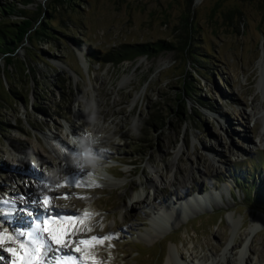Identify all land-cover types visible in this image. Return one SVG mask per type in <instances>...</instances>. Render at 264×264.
I'll return each instance as SVG.
<instances>
[{
	"label": "rangeland",
	"instance_id": "rangeland-1",
	"mask_svg": "<svg viewBox=\"0 0 264 264\" xmlns=\"http://www.w3.org/2000/svg\"><path fill=\"white\" fill-rule=\"evenodd\" d=\"M2 1L23 11L11 20L31 17L33 28L45 22L47 35L25 38L11 65L0 58V232L19 231L18 216L36 222L35 211L7 205L12 196L23 198V187L39 196L35 174L54 186L67 178L94 180L98 187L58 188L59 197L87 199H56L54 205L75 216L93 213L88 239L112 237L80 246L85 261L78 264H164L174 249L183 263L209 264L230 245L232 259L264 264V224L250 230L264 217L251 198L255 187L264 190V0ZM230 10L232 17H224ZM185 18L192 28L188 53L178 42ZM156 40L175 47L118 65L102 61L114 46ZM183 82L190 87V115L179 119ZM96 123L105 129L101 169L79 167L85 171L80 177L71 172L58 180L55 173L77 168V160L62 159L50 147L64 144L79 156L75 138L92 134ZM178 150L173 172L178 182L187 178L182 198L221 196L164 225L150 241L144 236L148 208L137 197L152 194L145 179L165 174ZM162 188L158 202L166 203L173 188ZM5 247L0 256L11 255Z\"/></svg>",
	"mask_w": 264,
	"mask_h": 264
},
{
	"label": "bare ground",
	"instance_id": "bare-ground-1",
	"mask_svg": "<svg viewBox=\"0 0 264 264\" xmlns=\"http://www.w3.org/2000/svg\"><path fill=\"white\" fill-rule=\"evenodd\" d=\"M98 114H101L98 112ZM258 114V113H257ZM81 114H79L80 116ZM99 123H96L95 125L91 126V132L92 135L95 137H99V135L105 130L102 126H98ZM264 137V136H263ZM108 137L105 136L103 139L108 141ZM83 140V137H77L75 138L76 143L81 144V141ZM102 138L99 137V144L94 147V151L96 152V155L102 159L104 157L105 151H101V149L104 150V147L102 146L103 142H101ZM260 144L263 142V139H260ZM52 152L56 153L57 156H60L62 159L66 158L69 160L76 161L78 159V155L74 153V150L69 149L68 146L58 144L54 147H50ZM180 154V150L175 153L174 159L169 164L168 169H166L165 174L161 171H156L154 174H152L149 178L145 179V183L152 189V194L150 196H143L139 195L138 203L140 207H147L148 213H149V222L150 227L149 229H146L144 232V236H147L150 241H153L156 236V233H158V229L161 230L160 232H163L164 225H172L173 222L180 221V219L183 216H187L188 214H193L196 212L197 209L202 208L203 204H206L208 202H211L214 196H218L220 198L221 193H206L205 195H195L189 198H182L180 195V192L183 190L184 186L187 183V178H183L181 182H178L174 176L173 169H176L177 171V161ZM20 156V155H19ZM59 157V158H60ZM24 159V155L20 156V159ZM60 158V159H61ZM46 161V160H43ZM102 162V161H101ZM48 164V160L46 162ZM64 163V162H63ZM50 164V163H49ZM77 164V163H76ZM64 165V164H62ZM73 167H70V165H67L66 167L60 168L54 175L58 180H61L62 176H66L69 173H73L74 176L80 177L82 173H85V171L80 170L79 167L72 169ZM170 172L171 177L167 179L166 173ZM108 173V172H107ZM109 175L113 176L112 174L108 173ZM169 174V173H168ZM35 185L36 190L38 189L39 196L35 195L34 193H31L29 189L26 187H23L21 189L22 197L23 198H17L12 196L9 198L7 205L22 210V208L27 210H33L35 211V216L39 217L40 219L37 220L35 223H30L27 221H24L21 216L17 217L16 222H14L15 226L19 228V231H30L35 227V224L37 222H42L43 218L45 216L51 215L53 218H55L57 215H65V216H73L78 217L75 215H72L68 210L66 209H57L54 205L56 204V199L52 201V204L50 205V211L45 212L44 207L41 203H39L40 200L45 195H48L50 197H59V189H56L54 185L52 184V181L50 179H44L41 178L38 174H35ZM107 180V179H106ZM92 181V180H91ZM83 182V181H82ZM112 182V181H111ZM52 187H49V186ZM118 184L113 183L112 186H117ZM169 185L173 188L172 198L170 200L165 202H158V200L163 198L164 193L162 192V186ZM76 190H82L81 188L75 187ZM34 201H37V203H34ZM62 202L64 204H69L72 202V200H66ZM151 204V206H150ZM15 212V211H14ZM260 224H264V217H258L256 220H253L250 225V230H256L257 226H260ZM67 227V225H65ZM73 227H76L79 229L74 235H69L67 237H64L65 239L71 240V241H80V240H88V238L91 236L88 231L89 226L86 223V221L83 224H77ZM71 231V230H69ZM27 238V237H25ZM239 243V242H238ZM7 247L13 246V245H5ZM227 246L224 249V252L222 253V256L220 257H213L210 259L209 264H237L240 262V264H252V259L249 257L246 259H242L238 257V259H232L230 256H227L228 253H231V250L233 247ZM55 247V246H54ZM76 245H70L68 248L62 249L59 253H48V257L51 258L54 255H60L63 257L64 255H70L73 257L72 260L67 261L72 264H75L81 261H85V259H81L80 256H78V252L75 251ZM231 249V250H230ZM177 253V250H176ZM4 259H0V264H12L13 257L11 255H2ZM239 261V262H238ZM258 261V260H257ZM237 262V263H236ZM43 264V262H41ZM65 264V262H64ZM164 264H186L181 261H179L175 256V249L169 250L167 257L165 259Z\"/></svg>",
	"mask_w": 264,
	"mask_h": 264
},
{
	"label": "snow or ice",
	"instance_id": "snow-or-ice-1",
	"mask_svg": "<svg viewBox=\"0 0 264 264\" xmlns=\"http://www.w3.org/2000/svg\"><path fill=\"white\" fill-rule=\"evenodd\" d=\"M77 167H79L77 165ZM98 187L99 185L95 184V181L91 182H82L74 178H67L65 182L58 183L54 187L56 189L63 187H78V188H90ZM49 187H52L51 185ZM87 199L85 196H72V195H63L60 197H50L45 195L42 200L39 201L44 207L45 212L50 211V205L54 199ZM37 203V201H34ZM31 215V213H30ZM93 213L85 210L81 216H65L57 215L53 218L51 215L45 216L42 222H37L35 227L30 231H14L12 234H9L8 230L5 229L3 232H0V246L4 245H16V247H5L4 251L11 254L13 257L12 264H63V262L70 261L73 259L70 255H54L49 258L48 253H59L62 249L68 248L70 245H76L75 251H81L80 246L95 247L96 245H103L106 241L112 239L111 236L97 237L92 236L88 240L80 241H71L65 239L69 235H74L78 228L73 227L77 224H83L85 221L91 219ZM40 218L37 217V220ZM67 225V227H65ZM71 230V231H69ZM91 231V228L88 229ZM27 237L26 239H24ZM55 246V247H54ZM111 247V244L108 245ZM0 259H4L3 256H0ZM94 259V258H93Z\"/></svg>",
	"mask_w": 264,
	"mask_h": 264
},
{
	"label": "trees",
	"instance_id": "trees-1",
	"mask_svg": "<svg viewBox=\"0 0 264 264\" xmlns=\"http://www.w3.org/2000/svg\"><path fill=\"white\" fill-rule=\"evenodd\" d=\"M30 1L31 0H25L26 3H29ZM53 1L57 4H62L64 0ZM233 11L235 10H230L229 12L224 13V17H228L229 15L232 17ZM237 13L241 14L239 11ZM22 15L23 11L17 9L12 2H0V58L4 60L7 66L18 60V57L16 56L17 50L25 38L31 39L33 37L47 35L45 30H43L46 29L45 22H41L39 26L33 28V18L31 17L22 20H11L12 17H21ZM187 20V18L183 20L184 23L186 22L183 27L184 35L181 40H178L179 43L183 44L181 51H185L186 53L189 52L186 46L191 38L190 32L192 30L191 26L187 24ZM174 47L173 43L164 40L131 44L124 43L114 46L106 51L102 56V61L118 65L126 60H132L139 55L153 56L163 50H171ZM27 70L28 67L23 68L24 72ZM188 89H190L189 85L183 82L181 90L177 95V109L175 114L179 119H185L190 115L186 100L189 96ZM156 120H158V118L155 119V121ZM147 124L149 125L150 123L148 122ZM237 180L240 181V177H238ZM251 198L252 200H257L258 205L264 209V190L262 188L255 187Z\"/></svg>",
	"mask_w": 264,
	"mask_h": 264
},
{
	"label": "clouds",
	"instance_id": "clouds-1",
	"mask_svg": "<svg viewBox=\"0 0 264 264\" xmlns=\"http://www.w3.org/2000/svg\"><path fill=\"white\" fill-rule=\"evenodd\" d=\"M99 144V137L87 134L79 145V157L76 161L80 168H90L93 171L101 169V159L96 155L94 147ZM101 151H104L101 149Z\"/></svg>",
	"mask_w": 264,
	"mask_h": 264
}]
</instances>
